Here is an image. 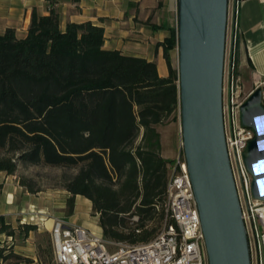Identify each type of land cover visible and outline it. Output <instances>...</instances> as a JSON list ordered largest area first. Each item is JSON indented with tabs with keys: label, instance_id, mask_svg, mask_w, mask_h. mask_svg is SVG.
Returning a JSON list of instances; mask_svg holds the SVG:
<instances>
[{
	"label": "trees",
	"instance_id": "16d2710c",
	"mask_svg": "<svg viewBox=\"0 0 264 264\" xmlns=\"http://www.w3.org/2000/svg\"><path fill=\"white\" fill-rule=\"evenodd\" d=\"M47 1L50 13L35 8L25 36L14 27L0 32V171L14 174L22 165L74 169L61 180L71 194L68 215L82 195L91 200L105 238L148 242L166 222L162 204L173 159L163 156L159 126L180 112L172 57L177 26L159 44L169 67L161 76L156 61L107 48L104 27L91 20L63 28L57 0ZM21 180L40 190L31 177ZM21 227L25 234L38 229ZM3 231L16 233L5 221ZM40 248L45 254L47 248ZM51 248L49 241V264ZM5 251L0 247V258L14 257Z\"/></svg>",
	"mask_w": 264,
	"mask_h": 264
},
{
	"label": "crops",
	"instance_id": "0c3cea01",
	"mask_svg": "<svg viewBox=\"0 0 264 264\" xmlns=\"http://www.w3.org/2000/svg\"><path fill=\"white\" fill-rule=\"evenodd\" d=\"M55 7L63 28L70 21L91 20L104 27L107 48L156 61L159 74H169L164 48L159 44L178 24L177 0H57ZM35 8L40 14L50 13L47 0H0V32L14 27L20 37L25 36ZM231 10L237 23L236 38L233 31L230 39L236 71L244 91L251 93L264 80V0H231ZM154 24L162 27L154 28ZM161 133L163 156L173 159L183 151L182 142L178 143L177 134L165 137ZM22 175L19 170L14 174L0 171V247L6 248V254L14 255L7 260L0 258V264H49L48 255L45 261L42 259L40 244L48 250L52 240L47 239L45 245L39 239L51 232L56 218L96 232L86 223L87 219L80 217L81 213L92 214L90 199L77 195L74 213L68 215L71 194L67 189L42 187L35 192L22 182ZM4 221L16 229L13 236L1 232ZM26 223L35 224L38 229L25 234L21 225ZM51 249L53 264V243Z\"/></svg>",
	"mask_w": 264,
	"mask_h": 264
},
{
	"label": "water",
	"instance_id": "95a60500",
	"mask_svg": "<svg viewBox=\"0 0 264 264\" xmlns=\"http://www.w3.org/2000/svg\"><path fill=\"white\" fill-rule=\"evenodd\" d=\"M182 146L205 236L208 264H253L250 238L234 177L224 121V78L230 0H177ZM264 89L241 106L256 136L244 158L252 191L264 201Z\"/></svg>",
	"mask_w": 264,
	"mask_h": 264
},
{
	"label": "built area",
	"instance_id": "2783aa9c",
	"mask_svg": "<svg viewBox=\"0 0 264 264\" xmlns=\"http://www.w3.org/2000/svg\"><path fill=\"white\" fill-rule=\"evenodd\" d=\"M230 25L235 39L237 23L231 0L229 28ZM236 68V57L227 44L224 121L228 152L250 238L252 261L264 264V201L253 195V176L244 158L249 142L256 136L253 127L243 124L241 115V106L252 92L244 91ZM257 87L264 89V80L258 82ZM169 169L167 198L162 204L166 222L155 238L137 244L116 242L81 225L56 218L51 229L56 263L208 264L205 236L184 151L173 158Z\"/></svg>",
	"mask_w": 264,
	"mask_h": 264
},
{
	"label": "rangeland",
	"instance_id": "374dc122",
	"mask_svg": "<svg viewBox=\"0 0 264 264\" xmlns=\"http://www.w3.org/2000/svg\"><path fill=\"white\" fill-rule=\"evenodd\" d=\"M231 24V23H230ZM230 39H231V25L228 29V47L230 46ZM174 64L178 67V48L176 47L174 50ZM160 130L163 132V135L165 137H169L171 135L177 134V141L180 144L182 142V132H181V116L180 112L178 114V117L175 121H171L167 125H160ZM19 171L21 174L26 175L28 177H31L33 180V183L42 188H59L61 187V180L64 172L73 173L75 172L74 169L65 170L63 168L58 167H51L46 165H30V166H21ZM69 217V216H68ZM80 217L83 219H87L88 221L86 223H90V227L96 230L98 234H102L100 223H99V217L95 216L94 213H88V214H80ZM68 219V218H67ZM19 240V237L17 238ZM47 239L52 240L53 238L51 232L47 235H44V239L40 238L39 241L44 240V244L46 245ZM43 253L40 251V254ZM44 254V253H43ZM42 254V259L45 260V255H50L48 253V250L45 251V254ZM53 264H57L56 261H53Z\"/></svg>",
	"mask_w": 264,
	"mask_h": 264
},
{
	"label": "bare ground",
	"instance_id": "6f19581e",
	"mask_svg": "<svg viewBox=\"0 0 264 264\" xmlns=\"http://www.w3.org/2000/svg\"><path fill=\"white\" fill-rule=\"evenodd\" d=\"M259 126L261 130H264V122L259 121ZM262 146H264V142H262ZM257 170L262 171L264 170V161L257 165ZM261 189L264 192V180L261 181ZM262 215L264 216V209L262 210Z\"/></svg>",
	"mask_w": 264,
	"mask_h": 264
}]
</instances>
